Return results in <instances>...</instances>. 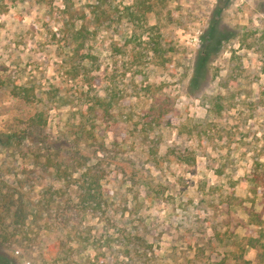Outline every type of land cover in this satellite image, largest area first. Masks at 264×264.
Listing matches in <instances>:
<instances>
[{"label":"rangeland","instance_id":"obj_1","mask_svg":"<svg viewBox=\"0 0 264 264\" xmlns=\"http://www.w3.org/2000/svg\"><path fill=\"white\" fill-rule=\"evenodd\" d=\"M0 131V261L264 264V0H0Z\"/></svg>","mask_w":264,"mask_h":264},{"label":"trees","instance_id":"obj_2","mask_svg":"<svg viewBox=\"0 0 264 264\" xmlns=\"http://www.w3.org/2000/svg\"><path fill=\"white\" fill-rule=\"evenodd\" d=\"M130 7H126V10H128ZM83 29L77 30V37H81V38H85L86 37V32L89 30V27H87V24L84 23V27H82ZM201 60L203 62H205L204 60L206 59L205 54L203 53L201 56ZM201 64H204V63ZM200 71L201 70V66L198 67ZM197 68V69H198ZM13 93L23 99L24 101L28 102V103H34L35 105H39V103H41L40 105H42V103H44V100L42 98V96L36 91V89L34 87H29V86H17L14 88ZM112 103L110 100H105L104 98H98L94 101V104L90 107L94 109V113H97L98 110L103 109L105 111V113H108L109 108L111 107ZM31 125L34 127V130L30 131L31 134L33 133H38L39 130H41L42 128H44L47 125V119L44 116L42 111H39L37 113L34 114L33 118H32V123ZM90 127H94V126H90ZM85 129V128H84ZM86 130V129H85ZM27 131V130H26ZM24 131V132H26ZM91 133V132H90ZM14 134H3L2 131H0V146H9L10 144H12V142L14 141V139L12 138ZM58 142L56 140H53V143ZM68 142V141H67ZM52 148L56 149V150H64L68 152V154H73L76 156V158H74V160L72 161V166L77 167L78 165H82V167H80L83 170L82 175L80 176L82 178V180L84 181L83 183H78L79 180H76V188L78 192V201L82 204V205H92L94 207H101L99 206L101 203V195L103 196V192L100 189V184L98 183L97 177L95 175L94 172H90V168H85V164H87L88 162V157H86V154H84L83 152L81 153L82 148H77L75 145L73 144H68L66 142H61V139L59 140V146H53ZM183 157H189L187 154H184ZM184 158V159H186ZM183 159V158H182ZM84 163V165L82 164V162ZM76 163V164H75ZM54 167L56 168V172H59L58 166L54 165ZM70 177V176H69ZM260 225H261V232L264 233V220L260 221ZM264 235V234H263ZM3 237H5V239L8 238L7 234H5ZM252 247L256 248L257 244L251 242ZM263 248V252L264 253V242H261L260 245ZM264 256V254H263ZM264 260V257L262 258ZM250 263L248 261L245 262ZM0 264H6V261L1 260ZM90 264H99V261L97 262H90Z\"/></svg>","mask_w":264,"mask_h":264}]
</instances>
